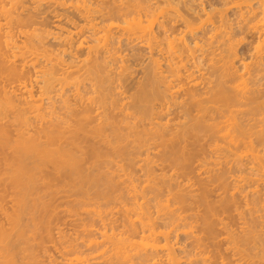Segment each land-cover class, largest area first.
<instances>
[{"label":"bare ground","instance_id":"1","mask_svg":"<svg viewBox=\"0 0 264 264\" xmlns=\"http://www.w3.org/2000/svg\"><path fill=\"white\" fill-rule=\"evenodd\" d=\"M57 194V264H264V0H0V263Z\"/></svg>","mask_w":264,"mask_h":264},{"label":"rangeland","instance_id":"2","mask_svg":"<svg viewBox=\"0 0 264 264\" xmlns=\"http://www.w3.org/2000/svg\"><path fill=\"white\" fill-rule=\"evenodd\" d=\"M51 48H53L52 46H50ZM49 47V48H50ZM246 47H243V46H239L238 47V49H237V53H238V55H239V57H245L244 56V54L245 55H248V54H246V53H249L250 54V52L248 51V52H246ZM245 58H247V56L245 57ZM258 129V128H257ZM257 142H260V141H256V143H254V144H256L257 146H259V145H261L260 143H258L257 144ZM263 144V143H262ZM262 146V145H261ZM261 146H260V148H261ZM257 148H259V147H257ZM197 155H198V153H197ZM196 154L194 155V157H196L197 156ZM200 155L201 154H199V156H197V159L200 157ZM196 159V158H195ZM196 159V160H197ZM196 160H194V158H192V161H193V164H195L196 163ZM1 168H2V165H1ZM242 169V168H241ZM249 169L250 168H248V170H247V168H246V170H245V168H244V171L245 172H242L243 171V169H242V174L244 173H246V171H249ZM249 172H251V170L249 171ZM253 172V171H252ZM255 173V172H254ZM243 174V175H244ZM247 174H249L250 175V173H247ZM246 175V174H245ZM252 175H254L253 173L251 174V176ZM248 176V175H247ZM250 176V177H251ZM196 180V179H195ZM229 180V182H228V192H231V193H233V198H231L230 197V193L229 194H227V196H226V200L225 201H223L222 203L223 204H227L228 205V207H227V209L229 208L230 209V211L229 212H231V213H223L222 211H224V207H223V205L221 204V205H219L218 207H217V212H218V214L219 215H225V216H229V218H228V220H229V222L231 223V224H235L236 222H238V221H243L242 219H239L238 218V216L235 214V212L234 211H232L233 210V208H234V206H238L239 207V209H243V207H244V205H246L245 203L247 202L248 203V201L250 202L251 201V199H252V197H253V191H256V190H260L261 189V186H259L256 182H248V183H246V184H243V182L242 183H240V187L239 188H237L236 187V185H235V183H236V181L234 180V173H232V176H231V178H229L228 179ZM196 183V185L194 186V187H192V189L195 191V192H197V193H200V194H202V192H203V189H201L198 185H197V181L195 182ZM8 191V190H7ZM9 192V191H8ZM8 192H7V194H8ZM222 191H221V189H220V184L218 183V182H211V183H209V185H208V193H207V196H208V199L209 200H211L214 204H218L219 203V193H221ZM1 193H3L2 195H3V199L5 200L6 199V201H4L3 199H2V201H4V202H2V204H3V206H4V203H5V206H7L8 207V205L10 204L9 203V201H10V199L8 198V197H6V196H8V195H6L5 193H6V191H1ZM10 193V192H9ZM59 197H57V198H59V199H57L56 197H50V199H51V201L53 200H55L56 202H57V200H59V201H61V200H64L63 198H65V197H63L62 195H64V194H61V195H59V194H57ZM62 196V197H61ZM6 197V198H5ZM7 199H9V201L7 202ZM67 199V198H66ZM55 201L54 202H52V204L53 205H58V207L60 206L62 209H60V207L58 208L57 206L56 207H54V211H56V208H57V211L56 212H54V213H56L57 214V212H58V210H59V214H57L58 216H56L55 214H53V216L54 217H56V218H54L53 216H52V221H54V219H55V221L54 222H52V221H50L51 223H54V225H56V226H54V225H51V223L48 225V224H45V223H41L40 225H37L36 227H37V233H36V235L32 238L31 237V239L29 240V243H30V245L32 246V248H33V250H35V251H37L36 253H38V251L40 250V252L42 253V250L44 251L43 253H44V255H45V257L48 255V253L49 254H51V256H53V259L54 260H52L53 262L54 261H56L55 263H53V264H57L58 263V261H61L62 260V258L60 259V255H61V253H60V247L61 246H63V241L65 240L66 242H70V240L72 241V239L74 238V228H76V229H80V228H77V226L76 227H73V225H72V223H70L69 222V220H68V218L70 217H72V216H70L71 214L70 213H68L67 211V207H70L71 205H69V204H71V201H68V200H66L67 202V204L69 205H64L63 203H65V200L61 203V202H59L58 204H55ZM68 202H70V203H68ZM6 203H8V204H6ZM249 204V203H248ZM262 203H258L257 205H261ZM4 206V207H5ZM63 206H65V207H63ZM249 206H250V204H249ZM255 206V205H254ZM7 207H5V208H7ZM257 208H259V206H256ZM63 208H65V209H63ZM259 210V209H258ZM62 211H64L63 213H61ZM67 212V213H66ZM261 212V214L262 215H264V210H261L260 211ZM52 213V212H51ZM60 213H61V216H59L60 215ZM66 214V215H65ZM68 214H69V216H68ZM50 216V213H47L46 215H45V219L46 218H48L49 216ZM58 217H60V218H58ZM54 218V219H53ZM1 220H3L2 218H0ZM60 219H63V220H60ZM58 220V221H57ZM258 221H259V223H260V219H258ZM30 222V221H29ZM56 222V223H55ZM65 223V224H64ZM67 223V224H66ZM70 225H69V224ZM258 223V222H257ZM262 223V222H261ZM60 224V225H59ZM62 225V226H61ZM66 225V226H65ZM30 226V227H29ZM51 226L53 227V228H51ZM7 227V226H6ZM57 227H58V231H57ZM59 227H60V229H59ZM73 227V228H72ZM30 228V229H29ZM35 227L33 226V224H32V222L31 223H28V226H27V229L30 231L29 233H31L33 230H35L34 229ZM49 229H52V231L50 230V232H49ZM62 229V231L64 232V234H65V239L64 238H62V240H61V237L56 233V232H59V230H61ZM70 229H72L73 231H71ZM257 229V231H259L260 230V228L258 227V228H256ZM47 230H48V234L50 233L51 235H49V237H47ZM40 231V232H39ZM66 231V232H65ZM76 231V230H75ZM43 232H46V233H43ZM70 232L73 234H70ZM68 233V234H67ZM45 234V235H44ZM57 236H56V235ZM43 235V236H42ZM67 235H68V237H67ZM73 236V237H71V236ZM53 236H55V240H54V238L52 239L51 237H53ZM45 237V238H44ZM58 237V238H57ZM70 237L72 238V239H70ZM43 238V239H42ZM48 239V240H47ZM60 239V240H59ZM67 239H70V240H67ZM40 240V241H39ZM42 240V241H41ZM74 240V239H73ZM49 241V242H48ZM52 242V244H51V242ZM59 241V242H58ZM62 241V242H61ZM34 242V243H33ZM59 244H58V243ZM42 243V244H41ZM57 243V244H56ZM44 244V246H42ZM51 244V245H50ZM55 244V245H54ZM53 245L54 246H56V247H53ZM58 245V246H57ZM59 245H60V247H59ZM42 246V247H41ZM49 246V247H48ZM50 246H51V249H49L50 248ZM57 247L59 248L58 250H59V253L57 252L58 250H57ZM43 248V249H42ZM46 248V249H45ZM49 249V251H48V253H47V250ZM54 249H56V250H54ZM56 251V252H55ZM41 253H39V254H37V256H41V257H38L37 258V260L39 261V259H41L40 260V262H41V264L43 263H45V257H43L44 255L43 254H41ZM45 253H47V255L45 254ZM59 256V257H58ZM43 257V258H42ZM50 257V255L47 257L49 260H51V258H49ZM59 260H58V259ZM43 259V260H42ZM47 259V260H48ZM47 263H45V264H52L50 261H46ZM48 262H50V263H48ZM0 264H5L4 262L2 263H0Z\"/></svg>","mask_w":264,"mask_h":264}]
</instances>
